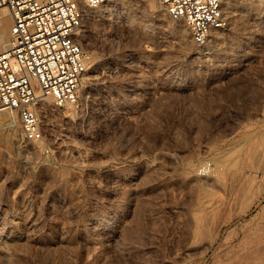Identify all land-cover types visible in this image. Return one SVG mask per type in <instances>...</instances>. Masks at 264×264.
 Returning a JSON list of instances; mask_svg holds the SVG:
<instances>
[{
    "label": "rangeland",
    "instance_id": "374dc122",
    "mask_svg": "<svg viewBox=\"0 0 264 264\" xmlns=\"http://www.w3.org/2000/svg\"><path fill=\"white\" fill-rule=\"evenodd\" d=\"M108 5L86 16L77 100H45L37 141L0 127V215L23 248L13 264H224L264 214V3H230L204 45L157 0ZM239 189L251 211L206 252Z\"/></svg>",
    "mask_w": 264,
    "mask_h": 264
},
{
    "label": "built area",
    "instance_id": "2783aa9c",
    "mask_svg": "<svg viewBox=\"0 0 264 264\" xmlns=\"http://www.w3.org/2000/svg\"><path fill=\"white\" fill-rule=\"evenodd\" d=\"M138 1L0 0V24L5 12L12 19L9 38L0 48V127L19 123L28 140H39L45 100L60 108L74 103L88 72L81 36L88 11ZM157 1L189 27L197 45H204L211 30L224 25V2L242 0Z\"/></svg>",
    "mask_w": 264,
    "mask_h": 264
},
{
    "label": "bare ground",
    "instance_id": "6f19581e",
    "mask_svg": "<svg viewBox=\"0 0 264 264\" xmlns=\"http://www.w3.org/2000/svg\"><path fill=\"white\" fill-rule=\"evenodd\" d=\"M233 1H225L224 2V4H223V7H222V11H223V13L226 11V10H228L229 8H231L230 7V3H232ZM106 5V6H105ZM123 5V4H122ZM231 5H233V4H231ZM112 7V6H111ZM125 7V6H124ZM133 8V7H132ZM254 8H257L256 7V5H255V7ZM112 8H110V5H108V4H104V5H101V6H99V8H98V12H100V13H103V12H105V11H108V10H111ZM158 11V10H157ZM5 18L2 20V22H1V24H0V48L4 45V43L8 40V38H9V34H10V28H11V26H12V19L10 18V16H9V13L8 12H5ZM215 32V29H213V30H211V35L213 34ZM10 129V128H9ZM6 134H4V137H6L5 136ZM7 140V139H6ZM13 142V141H12ZM254 148V147H253ZM258 154V153H257ZM259 155H261V154H259ZM255 156H256V154H255ZM260 156H257V158H259ZM262 157V156H261ZM254 160H255V158H254ZM257 160V159H256ZM255 160V164H257L258 162H259V160H258V162ZM257 162V163H256ZM253 163H254V161H253ZM241 166H243V165H241ZM251 168V167H250ZM237 170V169H236ZM241 170V169H240ZM239 170V171H240ZM251 170V169H250ZM235 173V172H234ZM240 173V172H239ZM250 174V173H249ZM223 175V174H222ZM254 175V174H253ZM252 175V176H253ZM226 176V175H225ZM238 176V175H237ZM237 176H233V179H231V180H233V181H231L230 180V182H231V184H233L232 186H234L235 187V185L237 184H235L234 185V183H235V180L237 179H234L235 177H237ZM240 177H241V175H239ZM263 176V175H262ZM222 177V176H221ZM248 178L250 177L249 175L247 176ZM254 177V176H253ZM239 178V177H238ZM242 178V177H241ZM240 178V180H242ZM222 179H225L224 177H222L221 178V180ZM261 179V178H260ZM263 179V178H262ZM59 180V179H58ZM63 180H65V179H63ZM226 180V179H225ZM248 180H250V179H248ZM248 180H247V184H248ZM223 182H224V180H222ZM229 182V181H228ZM236 182H237V180H236ZM244 182H246V181H244ZM244 182L242 183V184H244ZM263 182V181H262ZM60 183V182H59ZM217 183V182H216ZM252 183V182H251ZM250 184V183H249ZM248 184V185H249ZM251 185V184H250ZM262 185V184H261ZM242 186H245V185H242ZM247 186V185H246ZM240 187V186H239ZM248 187V186H247ZM220 188H221V186H220ZM232 188V187H231ZM230 188V189H231ZM246 188V187H245ZM245 188H243V187H241V189L242 190H244ZM257 188V187H256ZM255 188V189H256ZM229 189V190H230ZM235 189H236V187H235ZM234 189V190H235ZM241 189H239V190H241ZM224 190V189H223ZM233 190V189H232ZM232 190H230V191H232ZM233 190V191H234ZM238 190V191H239ZM242 190L241 191H239V192H234L233 194L231 193V200H230V204H233V205H235L236 204V202H238L240 199H239V193L240 192H242ZM1 193H3V192H1ZM229 193V192H228ZM246 193H248V191H246ZM264 194V193H263ZM240 195H242V194H240ZM256 195V194H255ZM263 196V195H262ZM229 197H230V195H229ZM229 197H227V199L229 198ZM255 197H257V195L255 196ZM193 198V197H192ZM244 198V197H243ZM262 198V197H261ZM264 198V197H263ZM262 198V199H263ZM239 199V200H238ZM238 200V201H237ZM255 200V199H254ZM259 201H260V199H259ZM228 202V201H227ZM207 203H209V202H207ZM262 203V202H261ZM225 205H227V203L225 202L224 203ZM239 204V203H238ZM259 204V203H258ZM25 205V204H24ZM223 205V204H222ZM222 205L220 206V207H222ZM232 205V206H233ZM252 205H253V195L252 196H247L246 197V199H245V201H244V203H243V205L239 208V209H237V207H238V205H235V207L236 208H234L233 210H232V212L226 217V215H225V219H219L218 221L216 220V218H215V221L216 222H214V224H213V226L212 227H210L212 230H210V229H208V230H210L211 232H209V234L207 233L208 231H206V233L208 234V236H209V241L207 240V244H203L205 247V251L207 252L212 246H213V244L217 241V240H219L218 238H219V236L221 235V231H222V228H224L225 226L224 225H226V224H229V223H231V222H233L236 218H239V217H242V216H245L249 211H251V209H252ZM263 205V204H262ZM261 205V207H263L264 208V205L262 206ZM224 207V206H223ZM227 207V206H226ZM260 207V208H261ZM4 208V207H3ZM28 209V208H27ZM262 209V208H261ZM263 210V209H262ZM216 212H218V210H217V207H214V208H212V209H210L209 210V212H208V217L206 218L207 220V223L209 222L208 220L210 219L209 217H211V218H214L215 216H217V214H216ZM225 212V211H224ZM262 213H263V211H261ZM1 213V212H0ZM262 213H260L261 214V216L263 217V219L261 218V217H259L258 218V220H261L262 219V222H261V227H260V229H258L259 230V234L257 235L258 237V239L259 240H262V242H263V239H264V214H262ZM3 214V213H2ZM207 213H205V215H206ZM4 215V214H3ZM3 215H0V264H13V262H14V260H16L15 259V257H16V255L21 251V250H23V248H22V245H20L21 244V242H20V235H18L17 234V231H16V226H15V223L16 222H14L13 221V219L12 220H7V218H9V217H5V216H3ZM39 215V214H38ZM7 216V215H6ZM224 217V216H223ZM246 217V216H245ZM29 218V217H28ZM41 218V217H40ZM219 218V217H218ZM217 218V219H218ZM261 218V219H260ZM15 219V218H14ZM35 219H37V218H35ZM25 220H26V218H25ZM194 220V219H193ZM192 220V221H193ZM204 220V219H203ZM240 220V219H239ZM33 221V220H32ZM191 221V222H192ZM23 222V221H22ZM205 222V221H204ZM203 222V223H204ZM213 222V221H212ZM256 222H257V220H256ZM41 223V222H40ZM206 223V222H205ZM204 223V224H205ZM210 224V223H209ZM212 224H210V225H212ZM193 225V224H192ZM206 225V224H205ZM205 225H203L202 223H200L199 224V231H200V233H202V232H205V230L206 229H204L205 227H208L207 225L205 226ZM190 226H191V223H190ZM205 226V227H204ZM224 226V227H223ZM252 226V225H251ZM258 226V225H257ZM255 227V226H254ZM249 228H251V227H248V232L247 231H245V232H247L246 234H243V235H241L242 237L240 238V239H238V241L237 242H234V243H232V244H230V246H229V248H230V250H228L229 251V253H225V255H226V258L225 259H223L224 260V264H264V252H262V251H264V250H262V249H264V248H261L260 250H257L258 249V247L259 246H257V248H255L257 251H255L256 253H253L254 252V246H253V230H256L257 231V229H253V230H249ZM252 229V228H251ZM205 233V234H206ZM258 233V232H257ZM191 234V233H190ZM206 234V235H207ZM202 235H204V234H202ZM25 237V236H24ZM38 237V236H37ZM44 237V236H43ZM221 237V236H220ZM23 238V237H22ZM30 238V237H29ZM206 238H207V236H206ZM255 241H256V239H255ZM218 242V241H217ZM259 243V242H258ZM30 244V243H29ZM256 244V243H255ZM264 244V243H263ZM26 245V244H25ZM46 245V244H45ZM226 245V244H225ZM228 245V244H227ZM260 245V244H259ZM262 246V245H261ZM260 246V247H261ZM203 247V246H202ZM262 247H264V245L262 246ZM42 248H43V246H42ZM224 248V247H223ZM227 248V247H226ZM25 249V248H24ZM27 249V248H26ZM262 250V251H261ZM258 252V253H257ZM21 253V252H20ZM221 253V252H220ZM17 256H19V255H17ZM213 258H215V257H213ZM217 259V258H216ZM219 259V258H218ZM16 261H18V260H16ZM218 261V260H217ZM221 262V261H220ZM15 264V263H14ZM215 264H217V263H215Z\"/></svg>",
    "mask_w": 264,
    "mask_h": 264
}]
</instances>
